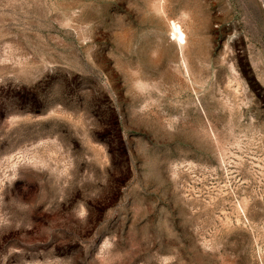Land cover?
<instances>
[{"label":"rangeland","instance_id":"obj_1","mask_svg":"<svg viewBox=\"0 0 264 264\" xmlns=\"http://www.w3.org/2000/svg\"><path fill=\"white\" fill-rule=\"evenodd\" d=\"M0 264H264V1L0 0Z\"/></svg>","mask_w":264,"mask_h":264},{"label":"bare ground","instance_id":"obj_2","mask_svg":"<svg viewBox=\"0 0 264 264\" xmlns=\"http://www.w3.org/2000/svg\"><path fill=\"white\" fill-rule=\"evenodd\" d=\"M168 26H169V34H168L169 42L174 43L176 46H178L179 49H181L182 45H184V34L181 30V26L174 20L170 21Z\"/></svg>","mask_w":264,"mask_h":264}]
</instances>
